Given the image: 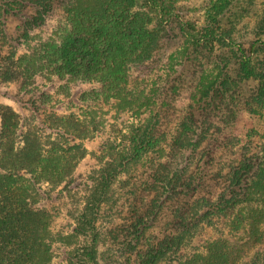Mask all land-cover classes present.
Segmentation results:
<instances>
[{
	"label": "trees",
	"instance_id": "obj_1",
	"mask_svg": "<svg viewBox=\"0 0 264 264\" xmlns=\"http://www.w3.org/2000/svg\"><path fill=\"white\" fill-rule=\"evenodd\" d=\"M217 4L209 16L225 28L227 18L219 15L230 3ZM134 5V0H0V86L10 85L36 110L32 98L34 91L40 93L38 82L67 78L96 86L93 101L111 104L131 119L122 139L100 146L106 159L87 174L68 235L55 240L52 215L42 207L52 196L40 183L56 179L62 159L49 151L43 155L41 135L24 123L9 139V115L1 116L0 264H240L251 249L247 264H264L262 210L242 212L243 204H264V137L251 153V142L236 133L260 113L264 101V11L247 49L238 47L232 63L213 65L198 78V94L171 133L164 109L169 76L148 71L163 37L147 28L145 14ZM56 7L67 22L66 33L35 37ZM11 18L19 21L14 36L7 24ZM23 45L36 57L10 71V50ZM4 47L10 50L2 54ZM250 82L257 85L246 95L243 86ZM73 121H64L62 130H47L78 140L82 131ZM217 180L223 185L213 198ZM75 181L63 187L67 195ZM237 208L241 225L234 230L241 237H215L197 251L198 231ZM102 241L105 260L98 252ZM55 242L64 246L58 261Z\"/></svg>",
	"mask_w": 264,
	"mask_h": 264
},
{
	"label": "rangeland",
	"instance_id": "obj_2",
	"mask_svg": "<svg viewBox=\"0 0 264 264\" xmlns=\"http://www.w3.org/2000/svg\"><path fill=\"white\" fill-rule=\"evenodd\" d=\"M227 1L230 6L219 15V20L227 18V27L223 28L222 24L217 27L209 15L213 14V9L218 10L219 6L214 7V3L222 5L226 0H134V10L144 13L147 18V28L153 32L158 31L163 37L159 48L148 63V71L151 73L156 71L159 77L165 74L169 76L167 80L170 85L167 97L169 106L164 109L168 114L167 127H170L171 133L184 113V108L198 94L196 87L198 78L207 75L213 65L232 63L234 59L231 56L237 53V48L247 49L256 39L252 36L251 29L264 11V0ZM59 9L56 7L44 27L33 33L35 37L51 36L55 39L66 33L67 22ZM7 24L10 27L9 33L14 36V28L19 25V21L11 18ZM221 33L223 36L218 38L217 35ZM5 50L10 49L4 47L1 50L2 54L6 52ZM10 51L14 53L7 64L10 71H13V66L26 67L27 60L29 64L30 59L36 57L30 47L25 45ZM66 80L67 78L64 80L56 78L52 84L46 81L38 82L40 93L34 91L36 94L32 98L37 101L36 110L29 104L27 97L18 94L10 85L0 86V128L1 116L7 113L10 122L9 128L5 131L7 135L9 134V139L13 137L12 133L16 132L19 125L24 123L27 130L41 135V143L44 144L43 155L45 151H49L53 154L58 153V157L62 159L63 163L58 167V172L52 176L56 179L50 180V183L45 181L40 183L41 189L52 196L43 202L42 207L52 215L50 233L55 240L60 235H68L71 216L81 205V187L86 176L98 165L99 159H106V154L101 152L100 146L115 137L122 139L131 125L129 114L119 116L111 104L101 105L100 101H93L95 100L93 95L99 90L96 86ZM256 85V82L246 83L243 86L244 93L248 95ZM259 111L260 113L251 116L250 120L247 118L245 124L247 121L248 123L236 132L251 142V153L262 143L264 137V101ZM73 118H76L83 128L77 126L78 123L73 121ZM66 120L75 122L73 127H77L79 132L82 131L80 139L77 140L70 135L65 138L57 135L55 130H47L48 127L60 129ZM70 131L73 133V130ZM222 162L224 163V159ZM232 163L237 164L235 160H232ZM62 177L65 182L60 184L59 178ZM75 179V183L69 187L73 188V192L67 195L63 187ZM222 185L220 180L213 184L215 189L213 198L222 189ZM243 207V210L241 208L234 211L225 210L223 217L215 218L211 225L200 229L197 233L196 250L202 251L204 243L215 237L230 238L231 235L241 237L242 232L234 230L240 224L237 216L241 210L244 214L254 209L262 210L263 218L259 220L258 225L264 233V204H243ZM235 221L237 222L233 225ZM105 245V241H102L98 249L99 253L102 252V260L107 257ZM52 248L54 261H58L64 246L55 242ZM254 251L249 250L240 264H247Z\"/></svg>",
	"mask_w": 264,
	"mask_h": 264
}]
</instances>
